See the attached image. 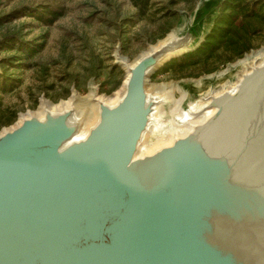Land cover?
<instances>
[{
    "label": "water",
    "instance_id": "water-1",
    "mask_svg": "<svg viewBox=\"0 0 264 264\" xmlns=\"http://www.w3.org/2000/svg\"><path fill=\"white\" fill-rule=\"evenodd\" d=\"M221 2L185 20L187 32L206 29L179 56L204 42ZM161 56L130 69L121 100L99 105L82 140L70 111L0 134V264H264V64L213 98L216 113L189 134L136 157Z\"/></svg>",
    "mask_w": 264,
    "mask_h": 264
},
{
    "label": "rangeland",
    "instance_id": "rangeland-1",
    "mask_svg": "<svg viewBox=\"0 0 264 264\" xmlns=\"http://www.w3.org/2000/svg\"><path fill=\"white\" fill-rule=\"evenodd\" d=\"M132 1L0 0V132L14 125L18 116L36 113L42 100L58 106L76 95L77 108L89 112L87 99L92 91L113 99L125 78L118 57L136 61L182 28L186 19L193 22L196 8L204 0H151L143 15ZM242 1L256 9L259 6V0ZM45 9L61 16L51 24L29 16ZM13 14L17 17L10 18ZM201 14L203 17L206 10ZM237 27L241 38L237 46H231L232 52H220L221 56L196 65L184 59L186 53L167 61L149 77L150 89L170 87L172 104L163 112L168 129L173 117L198 99L184 89L192 85L191 89L204 94L212 88L206 83L209 79L216 80L212 89L221 87L241 69L238 62L264 48V20L241 16ZM241 46L249 49L237 55L235 47ZM229 55L235 60L224 63ZM175 102L179 103L175 106ZM152 145L149 142L146 148Z\"/></svg>",
    "mask_w": 264,
    "mask_h": 264
},
{
    "label": "bare ground",
    "instance_id": "bare-ground-1",
    "mask_svg": "<svg viewBox=\"0 0 264 264\" xmlns=\"http://www.w3.org/2000/svg\"><path fill=\"white\" fill-rule=\"evenodd\" d=\"M189 27L190 23H185L182 28L168 35L163 41L157 43L154 47H150L147 52L139 56L134 62L130 63L123 56L118 57L119 63H121L122 67L125 69V78L119 92L113 99H104L98 96L94 91H92L89 95V98L87 99L91 106V111L89 112L77 108L76 95L70 98L69 101L64 102L58 106H54L50 102L42 100L39 110L36 113H27L20 115L15 125L2 130L0 134L14 128L15 126H18L23 120L28 119L32 116L42 119L48 112L57 114L64 111H70V121L78 128L76 134L74 135V140L84 139L88 135L89 131L98 122L99 105L105 104L112 107L121 100L126 90V83L130 75L129 71L141 58L151 53L160 51L162 52V56L155 67L160 66L162 63H165L173 57L179 56L180 54L186 52L188 49L192 48L196 43L195 39L201 38L203 30L206 29V27L201 26L200 29L196 30V32L194 31L193 33L192 28L189 30V32H187ZM263 64L264 48L256 53L246 56L245 59L238 62V65H241V69L236 72V75L234 76V79L232 81L226 82L219 88H210L206 91V93L200 94L198 99L194 101V103L189 104L185 108L181 109L179 114L173 117V125L169 129L165 126L168 117L163 112L170 107V93L168 94V96H163V93L161 92L162 89L161 91L157 88L150 89L146 84V95L149 100L152 101L153 109L152 115L149 118L150 127L144 133L142 141L138 145L136 157L152 155L153 153L159 151L164 147L171 146L177 139L183 138L184 136L189 134L195 127L201 125L207 119L211 118L217 111L216 107L211 106V100L213 98L220 97L225 93L233 94L237 90L243 78L249 75L255 69L261 67ZM223 75L224 74H221L220 76ZM178 103L179 102H175V106ZM159 136L162 137L160 138ZM149 142L153 143L154 145L146 148Z\"/></svg>",
    "mask_w": 264,
    "mask_h": 264
},
{
    "label": "trees",
    "instance_id": "trees-1",
    "mask_svg": "<svg viewBox=\"0 0 264 264\" xmlns=\"http://www.w3.org/2000/svg\"><path fill=\"white\" fill-rule=\"evenodd\" d=\"M151 0H133V6L140 14L146 13L150 6ZM258 8L254 6L244 5L242 0H224L217 17L214 20L210 33L204 39V42L192 53L185 55L184 59H189L193 65L198 64L202 60H209L217 55H222L220 52L230 53L231 46H237L240 41V34L237 27L238 19L242 16L250 20H264V5L263 0L258 1ZM28 14V13H27ZM14 16V17H12ZM19 16V15H18ZM30 17H36L38 20H47L49 24L54 22L61 16L56 10L45 9L41 14L35 11L30 13ZM15 14L10 18H16ZM237 55H242L248 47H235ZM224 53V54H225ZM233 55H229L224 59V63L234 61Z\"/></svg>",
    "mask_w": 264,
    "mask_h": 264
}]
</instances>
